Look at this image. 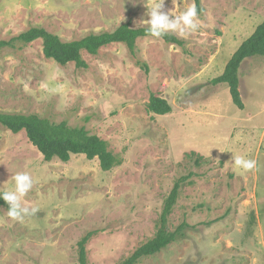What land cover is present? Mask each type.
I'll return each instance as SVG.
<instances>
[{
	"label": "rangeland",
	"instance_id": "374dc122",
	"mask_svg": "<svg viewBox=\"0 0 264 264\" xmlns=\"http://www.w3.org/2000/svg\"><path fill=\"white\" fill-rule=\"evenodd\" d=\"M161 0H0V41L32 27L64 41L114 31L130 22L147 27L148 8ZM200 27L181 36L185 46L146 38L132 54L121 44L88 68L45 58L42 41L0 48V112L38 115L85 128L109 144L122 164L103 171L98 159L73 156L46 162L22 132L0 126V193L28 172L22 198L33 216L14 220L0 209V264H118L155 236L165 201L182 185L169 222H187L186 237L139 264H264V57L240 68L244 108L227 84L213 81L264 21V0H201ZM194 0H163L170 19ZM172 113L148 111L151 97ZM256 161L245 171L233 157Z\"/></svg>",
	"mask_w": 264,
	"mask_h": 264
},
{
	"label": "trees",
	"instance_id": "16d2710c",
	"mask_svg": "<svg viewBox=\"0 0 264 264\" xmlns=\"http://www.w3.org/2000/svg\"><path fill=\"white\" fill-rule=\"evenodd\" d=\"M194 1L197 13L202 14L201 0ZM146 28H133L131 23L127 22L114 31L91 33L78 40L64 41L44 28L32 27L9 42L0 41V48L14 45L16 42L29 45L35 41H42L45 58L55 61L62 67L75 64L79 69H86L88 68L86 55L98 56L103 48L113 44L126 46L132 54L136 53L138 42L146 38L160 39L168 45L185 46L184 40L170 32L161 38H155L146 31ZM252 57H264V21L234 53L223 75L213 81L215 85L227 84L229 86L232 101L239 109L244 108L240 94L239 71L244 61ZM148 111L157 116H165L172 113V107L166 100L152 96ZM0 126L15 135L24 132L46 162L59 160L68 163L73 156L83 155L90 161L98 159L101 169L106 172L122 164L121 159L110 150L106 141L91 134L85 128L70 127L66 122L54 123L38 115L0 112ZM190 177L191 175L183 177L176 182L170 196L165 201L155 236L140 245L118 264H139L144 258L155 256L186 237V230L191 226L185 221L171 230L169 219L177 205L182 185ZM0 196H2L1 193ZM8 208L9 205L0 198V209L8 210ZM94 235L95 232H90L79 243V264H89L87 244Z\"/></svg>",
	"mask_w": 264,
	"mask_h": 264
},
{
	"label": "clouds",
	"instance_id": "9594fccd",
	"mask_svg": "<svg viewBox=\"0 0 264 264\" xmlns=\"http://www.w3.org/2000/svg\"><path fill=\"white\" fill-rule=\"evenodd\" d=\"M163 0L155 4L150 9L148 8V16L150 19L141 21L146 22V31L155 38H161L169 32H179L181 36L186 35L187 32H195L200 27L198 13L195 5H191L183 10L174 19H170L171 12H164ZM233 164L236 168L245 171L252 170L256 167V161L252 159H245L241 156L232 158ZM15 182L14 191H6L0 196L8 205V216L14 220H23L25 216L35 215L38 208H28L22 205V198L32 189L33 179L28 172H19L13 176Z\"/></svg>",
	"mask_w": 264,
	"mask_h": 264
},
{
	"label": "crops",
	"instance_id": "0c3cea01",
	"mask_svg": "<svg viewBox=\"0 0 264 264\" xmlns=\"http://www.w3.org/2000/svg\"><path fill=\"white\" fill-rule=\"evenodd\" d=\"M246 61V60H245ZM240 72V71H239ZM244 104V103H243Z\"/></svg>",
	"mask_w": 264,
	"mask_h": 264
}]
</instances>
